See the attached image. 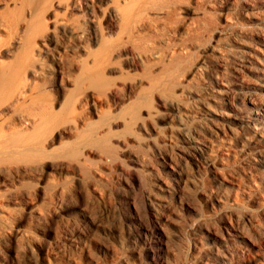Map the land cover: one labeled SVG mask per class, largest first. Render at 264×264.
Instances as JSON below:
<instances>
[{
    "label": "rangeland",
    "instance_id": "374dc122",
    "mask_svg": "<svg viewBox=\"0 0 264 264\" xmlns=\"http://www.w3.org/2000/svg\"><path fill=\"white\" fill-rule=\"evenodd\" d=\"M152 217L163 264H264V0H0V264H152Z\"/></svg>",
    "mask_w": 264,
    "mask_h": 264
},
{
    "label": "bare ground",
    "instance_id": "6f19581e",
    "mask_svg": "<svg viewBox=\"0 0 264 264\" xmlns=\"http://www.w3.org/2000/svg\"><path fill=\"white\" fill-rule=\"evenodd\" d=\"M208 99L213 100L214 102H217L219 104H225L230 101V92L226 88L220 89L218 91L216 90V92L214 91V93H211L209 95ZM226 116L231 120H239L242 127H248L251 125L252 122L251 118H248L246 116L237 117V115H228L227 113ZM184 140L187 143L185 153L188 157L195 158L197 156H201V154L203 155L204 153H206L207 145L202 139L197 138L193 135H186ZM135 161L137 162V159H135ZM128 172H131V170H129ZM130 175L132 178L130 184L136 185L137 175L135 171L131 172ZM150 222V227H146L145 224L141 223L135 225L134 228H132L130 231L138 240H140L144 244L143 249L149 256V258L152 260V264H163V258L160 254L162 249L161 241L159 239H156L155 237V234L158 232L159 229V222L153 217L150 219Z\"/></svg>",
    "mask_w": 264,
    "mask_h": 264
}]
</instances>
